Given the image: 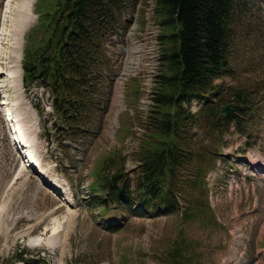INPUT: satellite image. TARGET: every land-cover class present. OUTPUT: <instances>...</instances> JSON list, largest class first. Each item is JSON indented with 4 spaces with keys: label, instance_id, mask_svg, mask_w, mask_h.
<instances>
[{
    "label": "rangeland",
    "instance_id": "rangeland-1",
    "mask_svg": "<svg viewBox=\"0 0 264 264\" xmlns=\"http://www.w3.org/2000/svg\"><path fill=\"white\" fill-rule=\"evenodd\" d=\"M34 2L0 0V264L18 246L48 254L51 264H168V253L183 238L192 247L184 253L191 264H264V0H243L244 10L236 14L231 71L220 92L224 104L238 105L232 91L250 90L253 109L245 115L240 132L229 129L221 147L215 135L204 133L218 141L213 145L223 153L207 177L219 224L215 228L184 221L182 209L151 215L112 204L103 216L91 206L88 189L97 164L115 149L122 148L126 155L136 148L129 139L133 130L139 135L141 129L137 100L128 83L124 93L112 86L107 112L95 116L100 125L94 138L78 147L66 142V152L45 140L43 124L51 122L48 94L39 85L25 92L19 66L24 33L37 19ZM151 7L152 2L145 8V18ZM148 24L146 32L134 24L136 28L123 33L124 68L130 74L139 68L140 80L153 71L146 48L156 27ZM123 98L128 108L121 105ZM143 98L140 109L146 103ZM33 102H39L46 115L39 117ZM18 126L25 144H13L11 127L16 131ZM28 159L37 160L61 191L43 184L44 176L27 166ZM132 167L127 159L125 170ZM111 224L118 229L109 230Z\"/></svg>",
    "mask_w": 264,
    "mask_h": 264
},
{
    "label": "trees",
    "instance_id": "trees-1",
    "mask_svg": "<svg viewBox=\"0 0 264 264\" xmlns=\"http://www.w3.org/2000/svg\"><path fill=\"white\" fill-rule=\"evenodd\" d=\"M139 1L35 0L37 19L23 37L21 82L25 92L38 85L46 90L51 122H44L42 134L61 152L68 150L66 142L78 147L96 136L100 123L95 116L109 108L114 77L105 44L111 35L126 30L122 17ZM243 4V0H154L162 54L153 109L135 150L126 155L122 148L113 150L91 174V206L103 216L112 204L151 215L182 209L186 222L219 225L209 200L207 174L223 157L219 147L230 127L240 132L245 115L253 109L251 91L235 88L231 95L238 105L232 104L226 116L219 114L225 102L220 95L224 77L231 71L235 23L239 24L236 14L244 10ZM128 86L136 96L137 82L130 80ZM193 99L198 103L196 112L189 108ZM32 107L39 117L46 115L39 102ZM205 131L219 144L206 138ZM127 159L134 163L130 171L125 170ZM107 228L116 231L118 225ZM190 248L188 239L177 242L168 253V264H191L184 254ZM30 253L35 252L18 246L2 262L51 264L48 254Z\"/></svg>",
    "mask_w": 264,
    "mask_h": 264
},
{
    "label": "bare ground",
    "instance_id": "bare-ground-1",
    "mask_svg": "<svg viewBox=\"0 0 264 264\" xmlns=\"http://www.w3.org/2000/svg\"><path fill=\"white\" fill-rule=\"evenodd\" d=\"M33 1H31V3H32ZM150 2H152V0H148V2H147V5H148V3L150 4ZM147 5H146V7H147ZM31 8V7H30ZM150 12H151V8L150 9H148L147 10V20H149V14H150ZM151 24H152V26L154 25L152 22H150ZM127 24V23H126ZM137 27H140V26H137ZM156 27V26H155ZM149 29V28H148ZM155 29V28H154ZM124 32V31H123ZM146 32V31H145ZM156 33H157V29L156 30H154L151 34H150V39H151V43H150V45H148L147 46V48H146V52H147V57H149V59H150V63H151V66L153 67V69H155L156 68V66H157V59H158V54H159V42L157 41V39H156ZM143 34V33H142ZM133 36V35H132ZM137 36V35H136ZM136 36H135V38H136ZM159 37H160V35H159ZM141 38V37H140ZM138 39V38H137ZM132 41V40H131ZM130 41V42H131ZM143 41V40H142ZM124 43V42H123ZM133 45V44H132ZM131 46V45H130ZM139 46V45H138ZM145 46V45H144ZM140 47V46H139ZM135 48V47H134ZM136 50V49H135ZM143 51V50H142ZM162 54V53H161ZM136 57V56H135ZM138 57V56H137ZM136 57V58H137ZM139 58V57H138ZM136 62V61H135ZM132 66V65H131ZM160 66V65H159ZM127 67V66H126ZM139 67V66H138ZM131 68V67H130ZM151 68V67H150ZM150 71V70H149ZM134 72V71H133ZM139 72V68H136V71H135V73H138ZM143 73V72H142ZM149 73V72H148ZM130 74V72H127L126 71V69L124 68V66H123V68H122V70L120 71V73H119V75L117 76V84H118V86L119 87H121L122 86V84H123V81H124V79H126V77L128 76ZM133 74V73H132ZM20 75H21V69H20ZM141 76V75H140ZM147 77V76H146ZM142 79V78H141ZM148 79V80H147ZM150 80H151V78L149 77V78H146L143 82H142V84H143V86H142V89L144 90V93H143V96H142V98L144 97L145 99H146V103H143V108L142 109H145L146 108V106H147V103H148V100H147V98H148V96H149V92H150V84H151V82H150ZM138 89V88H137ZM144 98H143V100H142V102H145V100H144ZM3 103V102H2ZM194 103H195V101H193L192 102V105H194ZM140 104H142L141 102H140ZM195 106H196V103H195ZM12 115V114H11ZM9 120H12V116H11V118L9 119ZM21 126H18V127H15L18 131H19V134H17V132L16 131H14V133H15V135H16V139H18L17 141H15V140H13L12 139V141H13V144H14V142H18V144L20 143V142H22V140L21 139H19V136L21 135V129H22V127L20 128ZM10 130V129H9ZM140 131V130H139ZM132 133V132H131ZM23 144H25V142H22ZM21 143V144H22ZM21 146H23V145H21ZM29 154V153H28ZM30 157V156H29ZM32 160V159H31ZM27 162L29 163V159L27 160ZM31 162V164H27V166H29L30 167V165L31 166H33V168H36V170L39 172V174H41L42 176H44L45 178H47L48 180H50L51 182H52V185H54L57 189H59V192L61 191V188L62 187H60V184L54 179V180H51L50 179V177H49V175H48V173L46 172V170L45 169H43V168H41L40 166H39V164L37 163V160L36 161H34V160H32V161H30ZM69 201V200H68Z\"/></svg>",
    "mask_w": 264,
    "mask_h": 264
},
{
    "label": "water",
    "instance_id": "water-1",
    "mask_svg": "<svg viewBox=\"0 0 264 264\" xmlns=\"http://www.w3.org/2000/svg\"><path fill=\"white\" fill-rule=\"evenodd\" d=\"M232 104H224L220 107V114L221 115H228L229 114V108L231 107Z\"/></svg>",
    "mask_w": 264,
    "mask_h": 264
}]
</instances>
